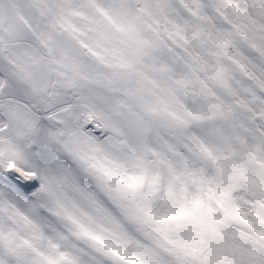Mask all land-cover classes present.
Masks as SVG:
<instances>
[{
    "label": "snow or ice",
    "instance_id": "1",
    "mask_svg": "<svg viewBox=\"0 0 264 264\" xmlns=\"http://www.w3.org/2000/svg\"><path fill=\"white\" fill-rule=\"evenodd\" d=\"M0 264H264V0H0Z\"/></svg>",
    "mask_w": 264,
    "mask_h": 264
}]
</instances>
